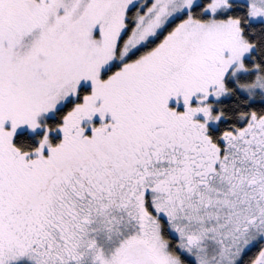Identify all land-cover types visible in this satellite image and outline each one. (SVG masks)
I'll return each mask as SVG.
<instances>
[{"label":"snow or ice","instance_id":"6c2138e0","mask_svg":"<svg viewBox=\"0 0 264 264\" xmlns=\"http://www.w3.org/2000/svg\"><path fill=\"white\" fill-rule=\"evenodd\" d=\"M0 264H264V0H0Z\"/></svg>","mask_w":264,"mask_h":264}]
</instances>
